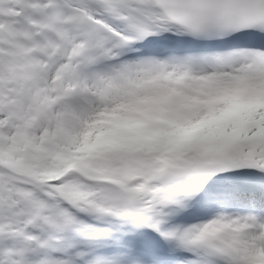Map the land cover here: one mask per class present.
I'll list each match as a JSON object with an SVG mask.
<instances>
[{"label": "snow or ice", "instance_id": "obj_1", "mask_svg": "<svg viewBox=\"0 0 264 264\" xmlns=\"http://www.w3.org/2000/svg\"><path fill=\"white\" fill-rule=\"evenodd\" d=\"M0 264H264V0H0Z\"/></svg>", "mask_w": 264, "mask_h": 264}]
</instances>
